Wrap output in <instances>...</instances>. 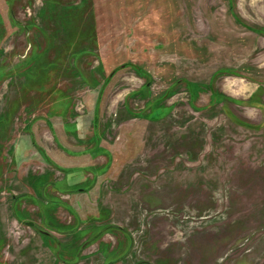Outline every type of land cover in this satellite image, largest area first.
Instances as JSON below:
<instances>
[{
	"label": "rangeland",
	"instance_id": "rangeland-1",
	"mask_svg": "<svg viewBox=\"0 0 264 264\" xmlns=\"http://www.w3.org/2000/svg\"><path fill=\"white\" fill-rule=\"evenodd\" d=\"M0 264H264V0H0Z\"/></svg>",
	"mask_w": 264,
	"mask_h": 264
},
{
	"label": "water",
	"instance_id": "water-1",
	"mask_svg": "<svg viewBox=\"0 0 264 264\" xmlns=\"http://www.w3.org/2000/svg\"><path fill=\"white\" fill-rule=\"evenodd\" d=\"M28 225H30V226H33V225H34V223H33V222H29V223H28Z\"/></svg>",
	"mask_w": 264,
	"mask_h": 264
}]
</instances>
